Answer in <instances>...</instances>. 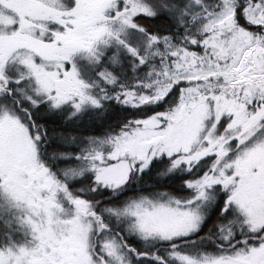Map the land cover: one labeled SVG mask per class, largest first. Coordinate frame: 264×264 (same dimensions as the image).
Masks as SVG:
<instances>
[{
  "label": "snow or ice",
  "instance_id": "6c2138e0",
  "mask_svg": "<svg viewBox=\"0 0 264 264\" xmlns=\"http://www.w3.org/2000/svg\"><path fill=\"white\" fill-rule=\"evenodd\" d=\"M0 264H264V0H0Z\"/></svg>",
  "mask_w": 264,
  "mask_h": 264
}]
</instances>
